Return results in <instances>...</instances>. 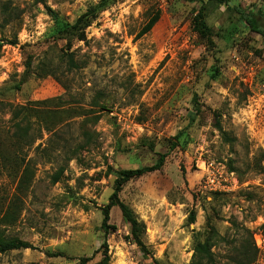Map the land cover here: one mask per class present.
<instances>
[{"label":"rangeland","instance_id":"1","mask_svg":"<svg viewBox=\"0 0 264 264\" xmlns=\"http://www.w3.org/2000/svg\"><path fill=\"white\" fill-rule=\"evenodd\" d=\"M99 1L0 0V132L28 105L38 136L18 158L0 148V229L32 246L0 253V264H190L199 244L209 264H264L253 242L264 216V38L226 5L200 0H119L85 41L59 32ZM230 5L264 14V0ZM165 153L161 171L119 193L143 246L118 206L106 233L120 172ZM20 159L30 164L22 179ZM202 160L233 171L234 191L203 192Z\"/></svg>","mask_w":264,"mask_h":264},{"label":"trees","instance_id":"2","mask_svg":"<svg viewBox=\"0 0 264 264\" xmlns=\"http://www.w3.org/2000/svg\"><path fill=\"white\" fill-rule=\"evenodd\" d=\"M203 1H210V2H216L219 5H226L228 10L235 11L247 24V26L255 33H258L264 38V14L263 11H259V15L262 16V19L259 20L257 15L258 13H254L252 11H247L239 6H231L230 0H200ZM119 0H100L99 3L96 5H93L88 8V10L83 13L79 18L76 19V21L70 25L65 24L62 25L59 32L65 33L74 36L79 41H85L86 40V29L91 26V24L96 21L100 15L101 12L104 10H107L109 7L115 5L118 3ZM196 20L198 22V25L200 27V31L205 34L208 33L210 30L207 26L206 20L204 18V8H201L196 16ZM160 19V12L157 11L150 19L149 21L140 29V31L136 35V39H141L143 36H145L147 33H149L153 27L157 24V22ZM68 68L70 70L75 69L78 67V64L75 62L73 55L68 54ZM34 112V109L31 108L28 105L22 106V107H14L12 109V122L13 126L9 132H7L6 136H2L0 132V148H4V146H8L7 148H10L14 151L15 158H18V152L22 151L25 147L30 146L31 143H33L38 137L36 136L35 132V121H31L30 115L36 116L35 114H31ZM195 116L192 115L190 117V124L194 122ZM38 121V120H36ZM48 128V127H47ZM49 129V128H48ZM12 131V132H11ZM38 133V131H37ZM180 133L176 135V139H178ZM35 139V140H34ZM168 157V153L160 154L158 159L153 165L145 166L137 169H130V170H123L120 172V178L116 182V189L115 192L112 194L110 198L109 204L106 206L104 210V219L102 223V229L108 233L110 230H116V226L112 225L110 223V211L113 207L118 206L121 210L122 216L124 220L129 223L132 227V234L135 237L136 241L143 246V243L140 240L139 231H140V223L138 220L134 217L132 211L130 208L121 201L119 193L121 192V189L125 183L128 181L139 178L148 174H152L155 172L161 171L163 168L166 159ZM23 166V173L21 176V179L29 173L30 164L25 163L23 159H20ZM20 166L21 164H17ZM21 166V167H22ZM63 173V170L61 169L58 173H56L53 176V183H57L61 179V175ZM221 193H216L214 195H218ZM9 210L4 213V216L2 217L3 223L5 225L8 224L9 217ZM12 218V217H11ZM14 220V218H13ZM32 248V246L19 238L15 237H8L5 235L4 230L0 229V253H7L10 251L15 250H23V249H29ZM213 262V255L211 254V251L206 244H199L196 249L193 256V260L190 264H209Z\"/></svg>","mask_w":264,"mask_h":264},{"label":"built area","instance_id":"3","mask_svg":"<svg viewBox=\"0 0 264 264\" xmlns=\"http://www.w3.org/2000/svg\"><path fill=\"white\" fill-rule=\"evenodd\" d=\"M199 169L202 172L201 189L209 194L231 193L237 186L238 179L233 171L224 164L215 161L202 160ZM253 242L255 248L264 257V216L253 229Z\"/></svg>","mask_w":264,"mask_h":264}]
</instances>
